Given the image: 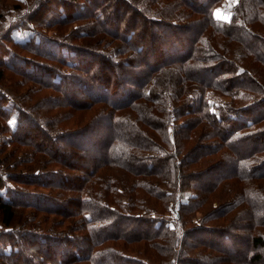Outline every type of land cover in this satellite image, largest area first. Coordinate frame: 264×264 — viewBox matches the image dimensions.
Instances as JSON below:
<instances>
[{
  "label": "trees",
  "instance_id": "16d2710c",
  "mask_svg": "<svg viewBox=\"0 0 264 264\" xmlns=\"http://www.w3.org/2000/svg\"><path fill=\"white\" fill-rule=\"evenodd\" d=\"M228 1L0 14L36 99L0 86V264H264V0Z\"/></svg>",
  "mask_w": 264,
  "mask_h": 264
},
{
  "label": "rangeland",
  "instance_id": "374dc122",
  "mask_svg": "<svg viewBox=\"0 0 264 264\" xmlns=\"http://www.w3.org/2000/svg\"><path fill=\"white\" fill-rule=\"evenodd\" d=\"M234 1H236V0H229L227 3H225L224 4V6L223 7H220V12L221 13H225L226 15H225V17H228L229 16V10H230V3L231 2H234ZM17 2V0H0V14L1 13H4V14H6V13H9V12H7V11H10V10H12V6L14 5V3H16ZM54 4L53 3H50V6H53ZM3 8H5V9H3ZM227 12V13H226ZM14 13L12 12L11 14H8L7 15V20L11 17V15H13ZM53 30L54 29H50L49 31H51V32H53ZM31 33H32V31L31 30H29V31H24V30H18V29H16L15 30V32L13 33V35H14V38H16L17 40H27L28 38H29V36L31 35ZM188 37V35H187V33H184L183 34V36H182V39L183 40H185L186 38ZM4 70H5V72H6V76H5V78L0 82V86H3L4 88H7L11 93H13L16 97H18V99L20 100V101H22V100H24L25 102H26V105L25 106H32V105H34L35 103H36V99H34L32 96H31V98L30 99H27V97H29V92H30V83H28V82H22L23 84H19V81L18 80H21V79H23V77H21L20 76V74H18L17 72H13L12 70H9L8 68H4ZM131 71H133L134 72V74H138L139 73V71L135 68V67H133V68H131ZM118 78H124L123 76H119ZM127 79L126 80H129L128 79V77H126ZM130 81V80H129ZM131 84V83H130ZM74 87L72 86L71 87V89H73ZM22 99V100H21ZM247 99V97H246V95H245V98L244 99H242V101L243 100H246ZM27 100H29V101H27ZM98 128H100L101 129V126H99ZM9 135V134H8ZM41 137H43V136H41ZM44 141H46V142H48V143H51V140L50 139H44ZM66 146V143L64 142V143H62V145H61V147H65ZM11 147V146H10ZM43 191H48V190H46V189H44ZM5 196L7 197L8 196V193H5ZM17 199H19V200H21L22 199V197H18ZM31 200V199H30ZM32 200H34V199H32ZM241 207H244L243 205L241 206ZM241 207L240 208H238L237 210H239V209H241ZM26 211H24V213L25 214H27V212L29 211V208H24ZM236 210V211H237ZM236 211H233L234 213L233 214H237V216H234L235 218H234V221H238L239 223H245V220H243V219H240L242 216V213H240V212H238L237 211V213H236ZM196 217L197 219H199V218H203L204 217V214H203V212L202 211H199V212H194V215H193V217ZM40 217H42V218H44L46 221L43 223V227H45V228H49L48 226H49V223H50V220L53 218V216H50V218L47 216V215H45V214H40ZM239 218V219H238ZM16 224V223H15ZM181 224H183V223H180V225ZM203 224H205V225H207L206 223H203ZM182 226H184V225H182ZM1 228V227H0ZM240 231V230H239ZM242 232H245V231H242ZM182 232H181V235H180V239H179V241H178V243H177V249L179 250V249H181L182 248V246H183V242H182V239H183V237H182ZM197 238V241L196 242H201V240L203 239V238H200V236H198V237H196ZM193 239V238H192ZM191 239V240H192ZM5 244L4 243H0V250H4V248H5ZM195 257L196 256H198V253H196L195 255H194Z\"/></svg>",
  "mask_w": 264,
  "mask_h": 264
},
{
  "label": "snow or ice",
  "instance_id": "6c2138e0",
  "mask_svg": "<svg viewBox=\"0 0 264 264\" xmlns=\"http://www.w3.org/2000/svg\"><path fill=\"white\" fill-rule=\"evenodd\" d=\"M217 16H218V18H219V10H217V12L215 13Z\"/></svg>",
  "mask_w": 264,
  "mask_h": 264
}]
</instances>
